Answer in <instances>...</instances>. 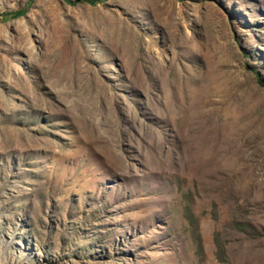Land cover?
<instances>
[{
  "label": "rangeland",
  "instance_id": "374dc122",
  "mask_svg": "<svg viewBox=\"0 0 264 264\" xmlns=\"http://www.w3.org/2000/svg\"><path fill=\"white\" fill-rule=\"evenodd\" d=\"M0 264H264V0H0Z\"/></svg>",
  "mask_w": 264,
  "mask_h": 264
},
{
  "label": "trees",
  "instance_id": "16d2710c",
  "mask_svg": "<svg viewBox=\"0 0 264 264\" xmlns=\"http://www.w3.org/2000/svg\"><path fill=\"white\" fill-rule=\"evenodd\" d=\"M85 1L89 2L90 4H95V2H97V0H85ZM27 9H28V4H27L26 7L22 8V9H18V10L14 11V12H10L9 14H6V13H5L3 16H4L5 18H7V17L15 18V17H18V16H20V15H23V14L27 11ZM255 73L258 75V72H255ZM258 82H259L260 84H263L262 80H260V79H258ZM188 219H189V218H188ZM189 220H190V219H189ZM190 223H191V222H190Z\"/></svg>",
  "mask_w": 264,
  "mask_h": 264
}]
</instances>
